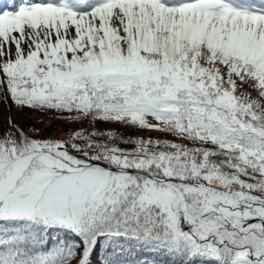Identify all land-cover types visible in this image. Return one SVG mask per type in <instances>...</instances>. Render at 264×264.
I'll list each match as a JSON object with an SVG mask.
<instances>
[{"label":"rangeland","instance_id":"1","mask_svg":"<svg viewBox=\"0 0 264 264\" xmlns=\"http://www.w3.org/2000/svg\"><path fill=\"white\" fill-rule=\"evenodd\" d=\"M195 7L171 9L160 0H130L98 10L90 4L84 14L46 10L34 12L27 19L0 23V77L10 89L11 105H24L16 93L30 95L26 106L38 109L40 114L28 117L39 127L33 138L44 144L45 150L39 151L46 152L39 154L44 155L41 160L34 161L39 155L32 159L14 188L0 201V217L40 227L74 229L79 237L73 246L62 236L65 243L51 253L30 255L31 261L18 258L19 264L41 260L44 264H117L90 253L89 248L95 239L108 234L96 229L105 221V207L98 204L94 186L106 179L119 180L120 167L107 161L83 160L76 149L97 130L92 114L93 118L98 115L100 107L94 105L102 94L119 102L120 108L109 115L110 124L128 119L142 122L150 135L159 137L164 129H172L177 144L189 148L187 161L193 189L185 188L196 191L190 195L199 199L208 216L222 219L223 229L230 232L223 239L195 233L188 223L196 225V220H191L188 207H184L191 204L186 192L162 179L168 184L160 186L157 192L161 196L157 195L168 205V223L175 229L170 228L169 233L175 240H182L178 244H195L194 240L218 255L238 253L239 259L248 263L250 259L264 261V228L256 222L260 219L264 226V218L251 209L252 205L264 206V140L258 138L260 134H248L250 129L264 131V76L237 57L240 51L249 59L246 61L259 65L256 69H264V19L257 21L255 17L222 11L217 0L203 1ZM210 7L212 13L207 10ZM130 39L134 40L132 44ZM160 41L162 44H156ZM92 43L100 49L97 47V62L87 68V73L100 79L84 83L73 75L68 77L70 72L61 71L78 58L77 49L90 48ZM204 44L210 50L205 51ZM44 45L47 50L40 48ZM47 61L54 69L41 67ZM139 87H147L149 94L159 96L154 98L155 104L164 102L157 108L144 107L141 97L132 93ZM186 95L200 97L204 103L182 106ZM138 104L140 111H136ZM2 112L0 108V126L6 123ZM104 125L97 124V128ZM4 144L9 147L7 140ZM217 151L239 157L238 162L229 160L230 170L225 172L235 184L223 180V164ZM209 157L214 159L210 169L197 167V160L207 164ZM22 160L16 161L0 181ZM74 164L87 166L76 169ZM194 183L207 189L200 190ZM248 183L262 185L258 202L252 201L253 190ZM167 191L173 194L174 210L162 198ZM14 200L15 209L10 210L8 204ZM18 227L23 230H15ZM15 232H19V238L28 234L23 225L12 229L0 223V243L5 241L3 246L0 244V264H17L18 250L6 249L16 240L12 237ZM246 241L258 250L239 248ZM203 253L212 257L209 251Z\"/></svg>","mask_w":264,"mask_h":264},{"label":"trees","instance_id":"2","mask_svg":"<svg viewBox=\"0 0 264 264\" xmlns=\"http://www.w3.org/2000/svg\"><path fill=\"white\" fill-rule=\"evenodd\" d=\"M156 39L158 38L156 37ZM156 39L152 40L156 41ZM136 40L135 43L139 42ZM129 41L131 44L134 42L133 39ZM144 42L150 43L148 41ZM92 44L90 48L85 46L83 49H77L78 58L75 57L73 61H69L72 66L70 63L65 64L66 67L61 71L70 72L68 77L73 75L84 83H90L92 79H100L101 76L97 78L95 77L97 75L87 73V68L97 62V53L99 51H96L97 47L100 49L98 44ZM156 44H162V42L160 41ZM40 48L47 50L46 45ZM210 48L205 44L203 45L205 51L210 50ZM238 52L237 57H241L244 60V64H250L255 68L254 70L264 76V69L259 71L256 69V66L259 65L253 61H246L249 59H245L242 53ZM41 67L54 69V67L49 66L48 61L45 64L42 63ZM73 68L74 70L70 71ZM123 80L124 76L120 78L119 82L122 83ZM9 83H7L8 86ZM148 89L147 87H139L137 91L132 93L136 97H141V105L144 107H160L164 101H158L155 104V99L159 96L155 97L153 94H149L147 92ZM9 90L5 81L0 77V108L3 111L1 115L6 121L3 126H0V165L4 164L2 167L4 172L0 175V178L14 166L16 161L24 158L30 152L45 150L44 144L33 138L39 132V127L28 117L31 114L33 117H40V114L37 111L38 109L26 106L31 100L30 95L16 93L15 96L24 105H15L14 103L11 105ZM211 97L215 99L214 96L210 95ZM203 103L204 101L200 97L191 98L190 95H186L180 104L189 106L190 104ZM94 106L95 108L100 107L98 115H94L95 118H93L92 114L97 130H94L87 138L83 139L81 146L76 147L79 150L78 157L83 160L112 162L113 166L120 167L119 172L122 175L119 180L106 179L102 180L99 186H94V191L98 193V204H103V207H105L103 213L105 221L98 223L96 229L98 228L100 233L105 232L108 234L93 241L92 246L89 248L90 253L102 255L108 262L117 264H264V261L258 260L260 263H257L254 261L255 259H250V263L242 261L239 259L241 254L239 255L238 253L234 256L231 253H226L225 255L220 253V257V255L215 253L216 251H210L207 246H198L194 240L195 244L179 245L178 242L182 240H175L174 235L169 233L170 228L175 229L168 223V205L157 195L159 187L168 183L182 187L186 192L187 199L191 201L190 206L184 205V207H188L187 212L191 216V220H196V225L193 222L188 223L195 233H206L221 239L230 233L223 229L222 219L208 216L209 213L200 206L199 199L190 195L191 193H196V191H188L186 189H193L191 185L193 181L190 180L192 170H190V165L187 161L190 155L189 148L177 144L171 128L164 129L162 131L163 135L159 137L150 135L148 126L142 122L128 119L122 124H110L111 118L109 115L120 107L118 100L110 99L107 94L100 95ZM32 110L35 111L32 112ZM39 110L44 109L40 108ZM136 111H140V104L137 105ZM185 115L181 114V117ZM97 116L100 118L99 120ZM96 123L101 125L106 123V125L98 129ZM108 128H111V130L104 132V129ZM253 132L260 134L258 138L264 140V131L262 129H250L248 134ZM5 140L8 141L9 147L4 144ZM217 152L220 153L219 156L223 164V168H221L223 180L235 184V181H231L225 176V172L230 170L229 160L233 159L238 162L239 157L235 154L225 156L221 152ZM43 157L44 155H39L34 161L41 160ZM208 159V161L206 160L207 164L197 160V167L203 171L210 169L214 159L212 157ZM162 179H166L168 183H161L160 180ZM243 184L246 185L247 183L243 182ZM209 186L217 187L216 185ZM261 186L255 183L248 186V188L253 190L252 201L258 202L260 199ZM231 190L233 189L231 188ZM14 202L15 200L8 204L10 210L15 209L13 206ZM251 209L254 210L255 214L264 218V206L252 205ZM256 222L259 228H264L260 219ZM0 223L10 228L12 227V229L19 224L26 228L28 234L24 238H19V232H15L12 237L16 240L10 247L6 248L9 251L18 250L19 254H15L17 264H19L18 258L31 261L29 259L30 255H40L48 251L51 253L54 247L65 243L64 240L60 239L62 236H64L66 241H70L73 246L74 242L79 238L77 231L74 229L54 228L51 226L40 227V225L35 223L13 222L8 218L2 217H0ZM15 230H23V228L18 227ZM114 231H121L122 233H114ZM2 244H5V241ZM242 247L258 250L257 246L248 241H246L245 245L239 246V248ZM198 249L201 251H198ZM207 251L211 252V258L203 253ZM217 251L220 252L221 250L217 249ZM50 253L47 255L48 259L52 256ZM39 257L41 258V256ZM86 262L89 263V260L87 259ZM31 264H44V262L41 260Z\"/></svg>","mask_w":264,"mask_h":264},{"label":"water","instance_id":"3","mask_svg":"<svg viewBox=\"0 0 264 264\" xmlns=\"http://www.w3.org/2000/svg\"><path fill=\"white\" fill-rule=\"evenodd\" d=\"M41 153H46V152H41V151H35V152H32L28 155H26L23 160L18 163V165L15 167V169L13 171H10L7 175L6 178H3L1 181H0V201L4 198V196L14 188V186L16 185L17 183V180L22 176L24 170L28 167V165L30 164V162L32 161V159L41 154ZM87 165L85 166H81V165H78V164H74V167L76 169L78 168H83V167H86ZM162 183H166L165 180H161ZM194 187L200 189V190H206L207 188L204 187V186H199V185H196L194 184L193 185ZM157 194L159 196H161V194L159 192H157ZM237 197H243L242 195L240 194H237L236 195ZM173 197V194L171 191H167L164 193V195L162 196L163 200L167 201V202H170L171 203V207L172 209L174 210L175 209V206H174V203L173 201L171 200ZM175 212V211H174ZM175 215H176V212H175ZM173 221L176 222L175 220V217L173 216Z\"/></svg>","mask_w":264,"mask_h":264}]
</instances>
